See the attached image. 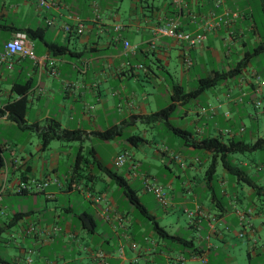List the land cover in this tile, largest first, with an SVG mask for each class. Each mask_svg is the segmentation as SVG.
I'll use <instances>...</instances> for the list:
<instances>
[{
	"label": "crops",
	"instance_id": "0c3cea01",
	"mask_svg": "<svg viewBox=\"0 0 264 264\" xmlns=\"http://www.w3.org/2000/svg\"><path fill=\"white\" fill-rule=\"evenodd\" d=\"M39 1L0 0V53L3 52L4 42L19 34L37 56V60L16 55L0 59V108L20 98L21 95L14 90L26 87L25 123L46 128L51 120H55L61 128L81 131L83 139L79 147L82 156L76 165V154L73 170L66 173L61 181L55 173L58 169L56 156L52 155L50 161H41V157L35 158L23 145L30 142V132H34L33 143L38 150H42L38 131L21 128L7 114L0 115V182L1 177L5 178L7 174L10 176L15 170H20L19 176L13 181L7 182V176L0 185V242L18 249V254H0V264H244L240 263L237 252L242 250L240 240L249 238L245 237L246 226L254 229V224L252 214L242 224L239 213L246 208L253 211L255 207L251 204L238 205L241 203V193L235 191L233 197L229 195L224 187V177L218 180V186L224 187L223 192L228 195L234 217L216 199L215 188L206 185L204 176L201 183L194 176L192 181L182 182L181 190L194 196L187 207L184 204L186 199H177L181 195L174 193L173 184L176 178L180 179V175L173 171L170 161L179 166L185 164L168 144L160 145L158 149L169 159L160 160L162 169H165L161 175L167 180L159 183L150 169L139 174L141 163L126 150L112 153L106 159L107 162L104 161L97 147L103 139L97 133L118 127L122 133L117 136H121L138 123L154 130L158 122L149 124L141 117L168 104L172 82L190 90L197 85L198 78L209 74L212 69L228 70L231 60H240L248 52V44L255 45L260 41V30L248 0H222L218 5L216 0L209 3L202 0L201 3L197 2L200 8L194 5V0L181 3V8L171 2L154 4L149 3V0H130L124 10V0H46L50 3L48 7L40 5ZM142 1L145 2L143 7L148 8L147 12L139 9ZM224 13L229 15L224 16ZM220 16H223L221 20L218 19ZM175 17L179 18L183 29L193 32L207 23L209 28L203 42L190 47L185 42L163 36L156 38L151 46L152 29ZM224 19H228L227 22ZM77 21L83 23V29L79 32L76 31ZM65 24L72 26L70 31L65 30ZM27 29L38 30L40 37H28ZM124 40L138 48L127 51ZM50 42L65 44L69 50L61 55H53L47 48ZM171 62L179 65V77L175 80L168 68ZM140 63L145 69L137 67ZM242 74L232 82L235 96L232 95V89L226 86L224 98L218 96L215 99L218 102L215 111L208 98L205 103H200L198 96L184 104L178 103L177 108L182 109L177 115L181 125L174 126L188 130L187 126L193 125L199 136H203V128L206 132L217 128L219 132L225 129L230 133L228 129L218 127L217 113L221 114L223 121L230 120L228 111H222L219 106L227 103L230 106L233 103L251 104L250 91L259 89L264 96L257 81ZM257 75L256 71L251 73L256 78ZM193 82L196 85L192 87ZM169 121L171 123L170 118ZM163 123L171 130L168 124ZM126 135L122 138L124 145L130 144L125 139ZM94 138L99 140L94 143ZM85 141L90 143L87 151ZM185 144L191 150L195 149ZM20 147L22 149L17 155V148ZM83 147L92 161L84 156ZM6 151L8 155H5ZM205 152L209 159V152ZM121 153L125 155L123 165L127 159L131 160L126 167V175L122 174L131 187L133 180L130 182L129 179L139 180L144 183V187L145 181L149 180L162 187L165 204L157 199L152 190L144 188V191L152 193L157 203L154 207L141 201L136 189L138 199L148 213L169 234L188 240L192 246L185 247L179 240L159 235L149 219L141 213L139 215L149 223L139 216L132 219L128 209L126 212L119 210L117 200H129L97 162L114 170L113 167L119 166L113 164V158ZM176 155L179 159L175 158ZM199 160L198 157L194 158V161ZM252 160L255 177L264 179V162ZM82 161L86 164L84 167L80 166ZM234 161L245 167L250 163L244 159ZM261 165L263 170H258ZM95 169L103 171L108 178L105 186L99 190L84 185V197L94 208V213L83 210L77 215L79 225L74 221L71 205L47 208L45 204V210L42 211L40 194L47 202L55 200L57 193L79 191L82 189V179L93 183L99 178ZM169 174L170 177H167ZM44 180L48 183L41 190L18 189L20 182L32 184ZM235 182L240 184L242 181L235 178L232 187L237 189ZM197 184L201 185L198 188L212 193L207 203L202 202L198 193L194 192L198 189ZM245 192L251 196L255 190L250 187ZM14 193L23 196V200L6 204L4 199L11 198ZM257 194L264 195V189ZM97 195L100 200L95 201L93 197ZM215 207L218 211H215ZM178 209L179 212L182 209L183 218H180ZM17 213L20 215L14 221ZM11 221L13 225L7 227ZM80 227L86 230L85 236L81 235ZM249 242L246 248L248 261L258 256L256 244L249 245ZM60 244L61 249L58 247ZM97 251L104 253L102 260L95 257Z\"/></svg>",
	"mask_w": 264,
	"mask_h": 264
},
{
	"label": "rangeland",
	"instance_id": "374dc122",
	"mask_svg": "<svg viewBox=\"0 0 264 264\" xmlns=\"http://www.w3.org/2000/svg\"><path fill=\"white\" fill-rule=\"evenodd\" d=\"M181 3H185L188 0H180ZM202 0H194V5L197 8H200L201 6L197 4V2L201 3ZM206 3H209L211 0H204ZM153 2L155 3H164V2H171V0H153L150 1L149 3ZM130 3V0H124L122 10H124L125 7ZM250 9L254 15L255 20L257 21V26L258 29L262 32L263 26H264V19L261 14L260 8H259V1L258 0H248ZM145 5V2H141V7L139 9L146 11L148 10L147 7H143ZM103 10V9H102ZM121 10V11H122ZM254 47V44H248L246 47V50H252ZM245 48H243L242 51H244ZM242 57V54H240ZM237 60H231L230 61V66L229 68L232 67L234 64H236ZM177 66V67H176ZM171 74L174 76V80L177 79L178 76V70H179V65L176 63L171 62L170 66L168 67ZM223 68V67H222ZM209 69V67H207ZM224 69V68H223ZM222 69V70H223ZM253 71H256L258 73L257 78L255 76H251V73ZM247 76L248 78L255 79L257 83L262 87V92H264V52L253 55L250 59L249 64H247L246 68L243 70V74ZM238 76H234L232 78H227L226 80L219 82L217 85L212 86L208 89H206L204 92H202L200 95H198V101L200 103H205L208 100H211V106L214 107V111L216 109L215 106H218L217 97H222L224 98V94L227 91L226 86H229L232 89V95L235 96V87H233L234 79H236ZM254 77V78H253ZM238 80V79H237ZM235 80V81H237ZM233 82V83H232ZM227 83V85H225ZM195 82H193L192 87L195 86ZM141 88H139L140 91ZM216 97V98H215ZM249 97L252 98L253 102L251 104L248 103H233L231 106L227 103V105H221L222 111L227 110V115L229 114L230 120L228 121H223L221 114L217 113L216 114V120L219 123L218 127H223L226 128L230 131L227 132L225 129L221 132L218 131L216 128L215 130H211L210 132H206L203 128V132L201 133L202 135H217L221 134V137L223 140H227L229 137L234 136L235 138H243L246 139L249 142H252L254 139H256L258 136H264V96L260 93V89L256 92H251ZM231 103V102H230ZM185 106H188L185 104ZM182 111V109L177 108L176 111L170 116L171 123L173 125H181V121L178 119L177 115ZM220 112V108L218 110ZM236 120V121H235ZM186 126V125H185ZM241 127V129H240ZM188 130L192 132V135L194 138H200L198 132L195 131L193 125H188L187 126ZM3 133V132H2ZM125 134L128 133H139L142 134L147 141L141 143L138 147H135L133 145L127 144L124 145L125 143L122 141L124 135L117 136L113 140L110 141H103L101 140L100 144L97 145L99 149V153L103 157L104 161L107 162V158L111 156L112 153H115L117 151H123L126 150L131 157H133L135 160L139 161L141 163L140 171L139 174H142L146 170L150 169L151 171H154L153 174L157 177V181L159 183H163L166 181V178H163V172L165 169H162L161 166V159H165L166 161H169L168 157H164L158 149H160V145H164L165 143L168 144L173 152L178 154V156L181 158V161L184 166H179L175 163H172L170 161V166L172 167L173 171L178 173L180 175V179H175L174 180V193L177 195V199L179 200H185V206H188V202L190 199H192L193 194L190 193L191 195L187 194L186 192L181 190V184L184 180L188 182V180L192 181V176L196 177L200 183L203 181V176L205 174V170L208 166V163L210 161V158L208 159L207 153L205 150L201 148H195L192 149L188 148V145L185 144L184 139L181 136L175 135L172 133L171 130H169L166 125L161 122V123H156L155 129L152 130L145 126L144 124L138 123L136 127H134L130 131H124ZM234 134V135H231ZM7 134V132H6ZM12 132L8 135H11ZM32 134L30 142L27 141L23 145H25V149L30 151L36 158V156L41 157L42 160L50 161V159L53 156H56L57 158V163H58V169L56 170V175L59 177L61 181H63V177L66 173L69 171L73 170L74 164H75V156L78 153L79 146H80V141H63L59 139H51L49 142V145L46 149L38 150L37 146L33 143V140H35V133L30 132ZM154 138V140L152 139ZM99 139L94 138L93 141L96 143ZM37 141V140H36ZM14 143H17L16 140H14ZM90 147V143L88 141H85V151H87ZM17 155H19L20 150L22 149L17 148ZM83 153L85 154L88 159L92 161L91 156L84 151ZM8 151L5 152V155H8ZM110 155V156H109ZM184 156H189L185 158ZM198 157L200 160L199 161H194V158ZM255 162H264V151H254V152H247L245 154H234L233 159L234 160H239V159H244L247 161H250L249 165L246 166V171L249 175H254V166H253V160ZM103 161V162H104ZM131 160L127 159L126 164L123 166L119 167H113L115 171H117L120 174L126 175V167L129 164ZM194 161V162H193ZM193 162V164H192ZM235 162V161H233ZM252 162V163H251ZM40 164V162H39ZM187 164V166H186ZM86 164L84 161L80 164V166L84 167ZM162 169V170H161ZM96 175L99 177L93 183L88 180V179H82L81 190H73V191H66L63 193H57L56 194V199L55 200H49L45 202L44 196L39 195V203H40V208L42 211L45 209V204L47 205L46 207H53V206H68L71 205L73 207V212L75 214L74 221L79 225V219L77 215H80L83 210H87L91 213H94V208L91 206L90 202L88 199L84 197V193H86L84 189V185L88 184L90 186H93L94 189L99 190L102 189L107 181V175L103 172L100 171L99 169H95ZM20 174V170H15L14 173L10 176L8 174V180L7 182L10 183V181H13L15 177ZM1 177V182L0 185L3 183V179H6ZM170 177V174L167 176ZM224 177L225 182H224V187L226 192L233 197V194L236 192L241 193V198H240V204L241 206H246V205H254L255 209L251 212L253 215V224H254V229H251L250 226H246L245 228V237L249 238H242L240 240V244L242 245V250H239L237 252L238 259L240 260V263L244 264H264V195L263 194H257L256 192L253 193V195L249 196L245 191L249 190V185H247L244 182H240V184H236V188H233V182L235 180V177L227 173V171L224 169L222 166L221 162L218 161L217 167H216V180H215V194H216V199L221 202L227 209V213L230 214L231 217H234V213L231 211V206L229 204V198L228 195H225L223 190L224 187H219L218 186V180L220 181V178ZM104 178V179H103ZM256 178V177H255ZM130 182L133 183L131 184L133 188L137 189V193L139 197L141 198V201H143L145 204L149 205V207H154L157 203L154 202L153 200V195L152 193L148 191H144V183H140L139 180L136 179H129ZM144 180V176L142 178ZM256 182L264 187V179H255ZM149 184L151 183V180L148 182ZM158 186V185H156ZM201 186L200 184H197V188ZM194 192L198 193V196L202 202L207 203L208 198L212 195L211 192H209L206 189H200L198 188ZM13 196L11 198H5L4 202L6 204H11L19 200H23V196L16 195V193L12 194ZM183 195V197H182ZM152 196V199H151ZM194 197V196H193ZM118 205H119V210L126 212L127 209L129 211V216L134 219L135 217H140L145 223H149L147 219L144 217H141L139 215V210L133 205L132 203L118 199L117 200ZM183 204V205H184ZM240 206V207H241ZM59 208V207H58ZM182 210V209H181ZM178 209V214L180 218H183V213L182 211ZM215 211H218V209L215 207ZM82 219L85 220L84 217ZM236 225V224H235ZM238 228V225H237ZM81 235H86V230L81 228L79 229ZM185 235V233H183ZM249 242V245L256 244V251L258 252L257 257H252L250 261H248L247 256H246V248L247 244ZM62 244H60L58 247L61 249ZM250 249V247H248ZM0 254L3 256H8L9 254H18V249L14 245H8L4 246L0 242Z\"/></svg>",
	"mask_w": 264,
	"mask_h": 264
},
{
	"label": "trees",
	"instance_id": "16d2710c",
	"mask_svg": "<svg viewBox=\"0 0 264 264\" xmlns=\"http://www.w3.org/2000/svg\"><path fill=\"white\" fill-rule=\"evenodd\" d=\"M258 1L259 8L264 19V0ZM26 32L27 36L30 38L40 37V32L36 29H27ZM259 35L260 41L254 45L252 50L246 52L244 56L236 62V64H234L228 70L212 69L209 74L198 78L197 85L193 89L187 90L181 84L172 82L170 101L168 102V104L141 117L144 122L149 124H153L159 121L165 122L170 126L172 133L181 136L186 143L195 148H201L209 152L210 161L205 170L204 177L206 185L211 188H215L216 167L218 161H220L227 173L234 176L236 180L246 183L247 185L252 187L256 193H258L260 190L262 192L264 187L256 182L254 176L247 173L245 166L233 162V155L238 153L245 154L247 152L264 151V136H258L252 142H249L243 138H235L234 136L229 137L227 140H223L221 134L203 135L200 138L194 139L192 132L172 125V123H170L169 121V118L176 111L178 103L184 104L186 102H189L191 99L196 98L206 89L217 85L219 82H222L227 78L239 76L246 68L247 64H249L250 59L253 55L264 52V26L262 32L259 31ZM47 48L53 55H61L69 50L65 44L57 42L48 43ZM14 91L21 95L20 98L5 104L3 109L0 108V115L7 114V117L10 120L15 121L21 128L33 129L38 131L39 135L41 136L42 149H46L48 147L49 142L52 138H57L68 142L81 141L83 139V133L81 131L61 128L59 123L55 120H51L50 125L46 128L40 127L38 124H26L24 119L27 108L25 97L26 87H23L21 90L17 89ZM121 133L122 130L120 128L112 127L98 132L97 135L103 140H110ZM125 139L133 146H139L142 142L145 141L143 135L139 133L127 134L125 136ZM77 156L78 160L76 165L79 164V157L82 156L81 148L79 149ZM97 163L98 166H100L101 169H103V171L112 179V181L121 187L129 202L135 205L139 212L147 219H149V221L152 223L153 229L159 235L168 237L170 239L179 240L185 247L192 246L191 242H189L188 240L181 239L175 234H169L161 225H159V223L155 220V217L148 213L145 206L138 199L136 189L132 188L128 184L127 179L122 174H119L112 169L106 168L99 162ZM260 168L261 169L258 168V170H263L262 165ZM247 209L248 208L244 209L242 212H247ZM251 212L246 213V217L249 216ZM18 215L20 214H15L13 219L14 221L17 220L16 218L18 217ZM12 225L13 222L11 221L8 223L7 227H11Z\"/></svg>",
	"mask_w": 264,
	"mask_h": 264
},
{
	"label": "built area",
	"instance_id": "2783aa9c",
	"mask_svg": "<svg viewBox=\"0 0 264 264\" xmlns=\"http://www.w3.org/2000/svg\"><path fill=\"white\" fill-rule=\"evenodd\" d=\"M222 0H216V4L218 5ZM172 4L175 5L177 8H181V1L180 0H171ZM40 5L44 6H49L50 3L47 2L46 0H40L39 1ZM229 15L228 13H224V16ZM223 16H220L218 19L221 20ZM228 19H224V22H227ZM208 24L206 23L200 30L198 31H189L186 29H183L181 26V22L178 17L175 18H169L158 25H156L152 29V36L153 40H150L151 46L154 45V40L159 37L167 36L170 37L176 41L179 42H185L188 46L194 47L203 42L205 39V33L206 30L209 28L207 26ZM76 31H81L83 29V23L80 21H77L76 23ZM71 25L65 24L64 28L67 31L71 30ZM124 47L127 48V51H135L138 46L130 44L127 40H124ZM19 56V57H28L33 60H37V56L33 50V48L25 43L24 37L22 35H16L12 38H9L4 42V49L3 52L0 53V59L3 60L6 57L10 56ZM138 68L140 69H145V66L143 64H138ZM175 158L179 159V157L176 155ZM125 162V155L124 154H117L113 158V164L115 166H121ZM183 165V164H181ZM259 169H261L259 167ZM48 183L47 180H44L42 182H34L32 184L26 183V182H20L18 189L19 190H31V189H36V190H41L44 188V186ZM145 187L148 190H152L155 194L157 199L165 204L166 203V197L165 194L163 193L162 187L161 186H156L154 184H149L148 181H145ZM95 201L100 200V196L97 195L93 197ZM252 210L250 208L247 209V212H240L239 213V219L240 222L243 224L244 222L246 223V213H250ZM95 257L99 258L102 260L104 258V253L102 251H97L95 253ZM104 264H108L105 263ZM182 264V263H180Z\"/></svg>",
	"mask_w": 264,
	"mask_h": 264
}]
</instances>
